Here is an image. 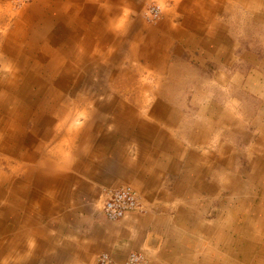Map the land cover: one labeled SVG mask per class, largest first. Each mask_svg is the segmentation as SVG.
Segmentation results:
<instances>
[{
    "label": "crops",
    "instance_id": "crops-1",
    "mask_svg": "<svg viewBox=\"0 0 264 264\" xmlns=\"http://www.w3.org/2000/svg\"><path fill=\"white\" fill-rule=\"evenodd\" d=\"M143 1L12 10L0 0V24L12 18L0 34V264H95L102 252L122 261L135 250L144 264H220L218 243L245 245L225 253L231 264H264V0H160L155 24L131 20L134 73L156 81L100 85L90 72L82 86L104 89L95 100L106 105L89 104L98 113L80 120L71 146L62 103L81 99L77 66L116 55L115 31L128 26L118 14ZM138 84L158 93L144 98ZM121 184L142 211L113 221L92 212L102 188ZM248 219L253 237L240 226Z\"/></svg>",
    "mask_w": 264,
    "mask_h": 264
},
{
    "label": "rangeland",
    "instance_id": "rangeland-1",
    "mask_svg": "<svg viewBox=\"0 0 264 264\" xmlns=\"http://www.w3.org/2000/svg\"><path fill=\"white\" fill-rule=\"evenodd\" d=\"M33 0H6V2L8 4H10L11 6V9L12 10H19L23 7H25V5L27 4H31ZM158 4L159 5V8L161 10H163V4H160V0H144L137 8H129V6H126V10H123L121 11L120 10V13L118 15H122L123 18L125 17L126 20H127V23L128 26L127 28L122 29L121 25L117 27V30L115 31L116 33V41L118 42H121V48L118 49V52L116 53V55L112 54L110 57H107V58H104V57H101V56H97L95 59H96V62L94 64H92L89 68V71H84L82 69H84L87 64L84 66V68H81L82 65H78L77 66V71L79 72H83V77L78 80V83L79 84V97L81 99H79L78 95V99L79 100H71L70 99H74L72 97H69V99H64L63 100V106H67L69 107V110H68V113H67V117H69V120L68 122L65 124V129L69 130L71 133L75 134L74 135V140L72 142H74V144L71 146H74V147H77V142L80 140L79 138L83 136L82 135H79V136H76L77 134V130L78 128L82 127V123H81V119H84V117L86 116H91L90 114H97L98 111L97 109H93L95 110V113L92 112L93 110H87L89 104H91L92 108H100L101 106H105L106 103H100L101 101H97L95 100V97L96 95L99 93V92H102L105 93V90L103 89H100V90H88L86 89L85 87H83L82 85L86 84V83H91V80H90V77H89V73L91 74V79L94 83H98V84H104L106 85L107 83L110 84V82H125L124 81V78L126 77V81H129V82H132L134 79H136V81H141V78L143 79V84L146 86V85H149V83H151L150 85H153V83H155L156 81V77L155 76H152L151 75H148L145 71L140 75V73H137L135 74V70H136V67H139L140 66V63L135 60L134 61V57L133 55H130L128 52V47L129 48H132L134 46L133 43L130 42V38H131V30L132 28L130 29L129 28V25H130V22L131 20H135L136 18L143 21L144 23L146 24H155L158 20H160L162 18V13H159L158 14V17L155 18V19H150L148 20L146 17H145V14H144V11H145V8L148 6V5H151V4ZM163 12V11H161ZM1 20V19H0ZM11 22H12V18L6 20L5 19V22L3 21V23L1 22L0 24V34L2 33H5L10 27H11ZM122 30V31H121ZM131 44H132V47H131ZM134 61V62H133ZM124 70V71H123ZM125 74H123V73ZM131 72H133V74H131ZM123 78V79H122ZM132 79V80H131ZM50 84V83H49ZM140 84V83H139ZM138 84V88L136 90H144L142 93L143 97L144 98H147V97H150L149 93H153L154 95L157 94L158 92H150V91H146L145 88H143L142 86H139ZM149 85V86H150ZM148 86V87H149ZM83 88L84 91L82 90ZM140 92V91H139ZM149 92V93H147ZM136 92H132V94H135ZM247 93H252L251 91H247ZM149 94V95H147ZM237 94V93H236ZM147 96V97H146ZM135 97H140V95H137L135 94ZM97 99V98H96ZM133 101H136L134 98H132ZM100 104H99V103ZM147 102V101H146ZM247 103V101L244 99V97H241L239 99V103H238V107L237 105L235 107H237L236 110H239L240 113L242 111V106L245 105ZM78 105V107H75V106ZM101 105V106H100ZM143 112L141 110V114L143 115L144 111H145V104L143 103ZM235 105V104H233ZM107 108V107H105ZM189 110H192L193 114L194 112H196L197 110V107H189ZM134 111H135V108H134ZM132 109H127L126 108H123L122 107V110H121V113L123 115H127V114H134L136 112H134ZM134 112V113H133ZM137 113H140V111H137ZM146 114V113H145ZM147 114H152V112L150 111L149 109V112H147ZM66 115V114H64ZM79 116V122L78 123H73L72 120L73 118H76ZM47 142L51 143V146L53 144V146L56 144V141H54L52 138L48 139ZM87 144V143H86ZM78 156V155H77ZM78 158H76L77 160ZM215 173V172H214ZM103 189V188H102ZM164 189H167V187H165ZM138 194V193H137ZM98 195H99V192H98ZM98 195L96 196L95 199H93V203L91 205V210L92 212L94 213H100V205H99V201H98ZM139 195V194H138ZM258 195H259V192H258ZM140 196V195H139ZM178 199L176 198L174 200V202L176 203ZM140 203L142 205V202L140 200ZM217 207V206H216ZM215 207V204H213V212H216L218 211ZM253 208V205H250L249 207L246 206V212L247 213H250L251 209ZM142 211V208L141 210ZM139 212V211H138ZM230 218H233L232 221L235 220V217H230ZM214 220H215V217H214ZM251 222L253 221H250L249 219L246 221V222H241L240 223V226L241 228L245 229L246 231V234L248 233L250 237H253L255 236V234H257L258 232V229L257 227L253 224H251ZM215 223V221H214ZM232 223V222H231ZM234 240H242V237L241 236H234L232 237ZM149 244H151L149 242ZM245 245L244 244H241V243H237V244H231L230 247L228 245V250L225 249L223 247V245L221 243H218V247L215 246V248H217V254H218V251H221L218 255L221 256L222 254V251H223V255H222V258L223 260H221L220 264H226L228 261L229 263L228 264H231V261L229 260V257L227 258V256L225 257V253L227 254L228 251L230 252H237L240 248H243ZM223 247V249H222ZM222 249V250H221ZM133 252H136V253H141V251H133ZM145 258V257H143ZM146 259V258H145ZM218 262V261H217ZM237 264H255V260H250L249 262H246V263H243V261H239V263Z\"/></svg>",
    "mask_w": 264,
    "mask_h": 264
},
{
    "label": "built area",
    "instance_id": "built-area-1",
    "mask_svg": "<svg viewBox=\"0 0 264 264\" xmlns=\"http://www.w3.org/2000/svg\"><path fill=\"white\" fill-rule=\"evenodd\" d=\"M161 12L158 4H151L145 8V17L155 19ZM98 201L100 211L109 220H118L130 211H140L139 195L128 184H121L101 189ZM95 264H144L141 253L130 252L122 261L111 259L106 253H100L95 259Z\"/></svg>",
    "mask_w": 264,
    "mask_h": 264
},
{
    "label": "bare ground",
    "instance_id": "bare-ground-1",
    "mask_svg": "<svg viewBox=\"0 0 264 264\" xmlns=\"http://www.w3.org/2000/svg\"><path fill=\"white\" fill-rule=\"evenodd\" d=\"M57 59H59V58H57ZM59 61V60H58ZM63 62V61H62ZM61 65V64H60ZM43 67V66H42ZM44 69V68H43ZM46 75H48V74H46ZM78 75V74H77ZM41 76V75H40ZM47 81V80H46ZM74 84V83H73ZM50 85V84H49ZM53 90V89H52ZM47 91V90H46ZM55 91V90H54ZM49 92V91H48ZM52 91H50V93H51ZM53 95V94H52ZM43 96H45V95H43ZM54 96V95H53ZM44 98V97H43ZM25 101V100H24ZM38 105V104H37ZM57 109H58V107H57ZM41 110V109H40ZM42 111V110H41ZM65 111V110H64ZM41 113V112H40ZM64 113V112H63ZM55 114V113H54ZM59 114H61V113H59ZM40 116V115H39ZM43 117V116H42ZM56 118V117H55ZM60 118H61V116H60Z\"/></svg>",
    "mask_w": 264,
    "mask_h": 264
}]
</instances>
